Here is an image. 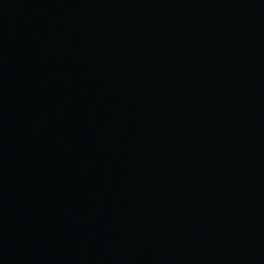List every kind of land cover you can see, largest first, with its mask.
I'll list each match as a JSON object with an SVG mask.
<instances>
[{"label":"water","instance_id":"1","mask_svg":"<svg viewBox=\"0 0 264 264\" xmlns=\"http://www.w3.org/2000/svg\"><path fill=\"white\" fill-rule=\"evenodd\" d=\"M0 264H264V0H0Z\"/></svg>","mask_w":264,"mask_h":264}]
</instances>
